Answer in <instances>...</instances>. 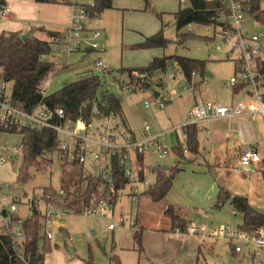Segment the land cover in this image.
I'll use <instances>...</instances> for the list:
<instances>
[{"label": "rangeland", "instance_id": "1", "mask_svg": "<svg viewBox=\"0 0 264 264\" xmlns=\"http://www.w3.org/2000/svg\"><path fill=\"white\" fill-rule=\"evenodd\" d=\"M92 1L84 0V3L90 4ZM81 2V0H77V3ZM117 2L123 4V8L119 9L113 5V10H104L105 12L103 11L104 13L102 12L99 17L86 22L88 29L98 27L101 30L103 38L100 43L104 53L100 55L98 52L87 50L92 41L89 34L84 33L82 37H87V40L82 46V51L87 54V57L83 58V53H71L51 56L47 58L48 60H44L52 62L62 70L51 74L42 84L41 90H44L47 95H51L58 91L63 84L74 82L80 75L97 76L101 81V90H106L120 99L121 113L123 110L127 123L134 131H137L138 128L137 132H142L144 123H148L152 127L153 135L160 134L156 132L165 133L171 127L179 128L177 136L172 133L171 136L165 137L166 141H163L164 145L169 150L174 149V152L168 154L163 160H157L152 155H147L144 159L153 168L158 166L170 168L180 163L183 172L181 171L173 182L171 192L174 202L166 198L163 202L152 203L148 195H145L148 187L140 195L139 202L133 205L124 196L128 191L127 185L121 190L122 194L115 204H111L114 205L111 214L109 211V215L105 217H84L80 215V212L69 213L56 223L58 225L53 223L51 227H48V230H51L53 234L52 240L46 238L40 220L39 235L43 237L41 241L44 242L47 239L45 242L46 248H48L45 252L44 264H82L87 260H92L95 264H111L110 259L114 256L119 259L121 264H240V258L231 254L230 247L223 240H202L199 236L190 237L188 233L179 234L175 230L170 231L171 224L163 215V209L169 203L180 207L184 214L186 213L187 228L206 226L211 231L219 230L227 225L241 227L243 222L242 214H233L229 203H225L220 208L214 207L215 203H212L213 198L210 192L215 182L207 168H198L196 164L190 163L188 160L191 158L190 155L182 158L176 153L177 138L181 146L185 144L182 138V125L178 126V124L189 119L188 112L191 110L192 104L210 101L217 98L216 96L225 103L227 99H230V93L221 87V83L227 81L234 73V67L230 61L216 51L217 45L220 44L217 38L219 28L214 22L213 25H192L190 32L187 27H184L178 33L171 15L178 11L179 6L187 7V0H117ZM139 2L141 6L143 4L142 8H137ZM260 8L264 9V0H261ZM158 22L164 26V37L170 43L163 49L133 48L142 43L144 37H150L160 29L159 24H156ZM4 23H0V29ZM62 23L65 24V21L63 20ZM155 25L157 31L154 32ZM4 27L6 28L0 31V35L8 34L9 30L13 28L9 25ZM30 27L23 28L22 31L29 30ZM182 34H191L196 38L191 40L179 37ZM163 56H178L205 61V74L197 75L194 78L191 76L192 83L190 85L174 62L168 61L167 69L164 72L157 71L151 75L153 86L141 93L124 92L120 81L128 80V71L145 69L154 57ZM97 59L104 61L105 65L111 69L110 75L104 76L89 68L91 61ZM206 74L211 75L212 78ZM202 81L204 83L199 90L194 88V84H200ZM202 91H205L204 95L201 94ZM10 93L11 85L8 94ZM157 93L162 96H170L172 102L165 110L152 109L151 111V109L145 108L144 103L154 100L156 98L154 95ZM88 105H91L92 109H83L82 111L90 110L93 113L97 109L95 104L87 103L84 107ZM86 114L88 112L84 113V115ZM120 119L118 115L110 116L107 132L116 136L123 134L126 137L127 130ZM91 123L94 126L92 129H97L95 126L101 127L104 124L94 118ZM158 127L159 131H157ZM140 134L135 138L138 141L142 140L139 137ZM203 139L200 134L198 140L201 145ZM3 140H5L6 146L12 147L19 145L21 137L19 135L0 136V144ZM175 155L179 161L172 162L176 159ZM52 160V165L46 172H36L30 169L29 174L32 178L26 184L17 181V174L22 166L21 156L17 157L14 162L7 161L0 164V182L2 184L0 186V207L8 209L10 203L14 202L17 204L18 214L25 219L31 214L29 207L32 203L42 213L46 202L56 205L58 199L65 198V193L60 189L59 182L60 162L54 156ZM110 160L109 158L107 163L108 172H111ZM104 161L103 157V161L96 165L87 162L83 165L85 173L89 171L100 176V169H103ZM125 165H128L127 161H125ZM144 173L148 174L147 171ZM217 182L219 186H222L221 180ZM224 184L226 187L231 186L232 189L240 191H246L252 185V183H248V180L242 178L238 171L226 176ZM60 191L64 194L61 195ZM44 196L45 198H43ZM175 198L181 203H175L177 201ZM181 198L186 199L182 200ZM120 216L123 218L131 216L130 223L125 220L124 225L117 227L113 232L109 231L110 223L117 222ZM138 228L143 229L140 245H137L133 235Z\"/></svg>", "mask_w": 264, "mask_h": 264}, {"label": "built area", "instance_id": "2", "mask_svg": "<svg viewBox=\"0 0 264 264\" xmlns=\"http://www.w3.org/2000/svg\"><path fill=\"white\" fill-rule=\"evenodd\" d=\"M50 1L52 4L61 5L64 8L66 29L52 39L49 52L41 56L42 60H48L47 58L51 56L71 53H83V58H86L87 54L82 51V46L87 40V37H82L84 33H88L92 41L87 50L98 53L104 51L100 43L101 30L98 27L88 29L86 25V22L99 17L101 14L96 11V0H93L90 4H85L84 0H81V3H77V0ZM220 2L223 9L215 19V23L219 28L217 37L220 42L216 47V51L221 53L234 67V73L225 86L230 89L233 96L242 93L247 99L234 101L227 106L214 101L195 103L189 111L190 122L200 124L211 120L232 119L247 114L252 120L260 118L264 123V24L251 15L248 0H220ZM9 19L10 15L7 9L5 7L0 9V23ZM191 29L192 25H188V32ZM89 68L92 71L102 73L104 76L112 73L111 69L101 59L92 60ZM156 72L131 71L127 81H120L122 87H124V92L141 93L150 88L153 86V80L150 77ZM191 76L194 78L196 74L193 73ZM10 85V82L0 79V126H3L4 129L13 127L17 133H20L22 129L37 132L52 130L56 135L58 149L65 153L66 161L70 164L83 166L90 162L96 165L102 162L104 157L105 161L102 163L104 170L100 169V176L107 184L112 183L111 172L107 170L109 158L111 159L125 152L128 165H125L124 176L127 179V184H129L130 181L136 180L137 176L145 169L137 160L134 164L129 163V153L141 158L152 155L157 160H163L169 154L168 149L160 142L163 134L148 136L143 140L136 141L130 136L125 137L120 136V134L116 136L111 132L108 133L107 123L109 117L98 109L93 113L90 110H84L80 117L72 121L65 118L64 112L58 108L52 111L47 106L36 105L30 110H25L13 105L11 93L8 94ZM40 93L43 97L47 96L44 90H41ZM160 93L155 95L156 98L153 102L146 101L144 103L145 108L164 110L172 102L170 96H162ZM88 104L92 103L88 102ZM83 109H92V107L88 105ZM86 112L88 114L84 115ZM92 118L104 124L101 127L95 126L97 129H92L94 127L91 123ZM186 126L188 124L182 126V128ZM177 129L179 128H173L171 131L175 132ZM149 130L150 126L144 124L143 134H149ZM1 131L0 136L13 135L5 130ZM181 148L183 153L188 152L186 144L182 145ZM19 156L23 157L22 137L18 146L8 147L5 140L2 141V144H0V164L7 161L14 162ZM261 163H263V159L258 146H249L239 156L241 169L255 167ZM0 186H2L1 182ZM149 186L150 182L148 180L143 182L145 190ZM60 192L61 195L64 194L62 191ZM121 194L120 191L117 194V199ZM141 194V189L135 186L129 189L124 196L128 202L136 205ZM111 204L108 200L102 199L95 205H85L82 207L80 215L84 217L108 216L109 211L111 214L114 209H112L114 205ZM3 210L6 214L5 217L2 215ZM42 214L43 233L48 240H51L52 231L48 230V227H51L57 219L67 213L54 204L46 202ZM24 220L18 215L16 203H10L8 209L0 207V221L10 235L13 251L23 264H28V260L24 255V248L31 242V238L24 231ZM124 223L125 219L120 216L117 222L110 223L108 230L113 232ZM176 233H188L190 237L199 236L202 240H223L230 247L231 254L240 258V264H264V226L244 229L227 225L219 230L211 231L206 226L200 228L186 227L184 232L176 230Z\"/></svg>", "mask_w": 264, "mask_h": 264}, {"label": "trees", "instance_id": "3", "mask_svg": "<svg viewBox=\"0 0 264 264\" xmlns=\"http://www.w3.org/2000/svg\"><path fill=\"white\" fill-rule=\"evenodd\" d=\"M36 3H51L50 0H34ZM112 0H96V11L102 13L111 8ZM188 6L180 8L172 16L176 31L188 25H212L218 13L223 9L220 0H187ZM251 15L264 24V10H261V0H248ZM5 7L4 0H0V9ZM161 20V16L159 15ZM36 33H35V31ZM57 36L44 28H32L27 32H14L0 36V79L10 82L11 98L13 105L25 110H30L36 105L49 107L52 111L61 109L65 118L75 121L81 116L84 105L88 102L96 105V108L107 117L121 116L120 99L106 90H101L102 85L95 75L83 74L77 77L74 82L63 84V86L51 95L43 97L41 86L46 79L59 67L49 61L41 59L42 55L49 52L50 42ZM179 36V35H178ZM179 37L195 39L191 34H182ZM203 39V38H202ZM170 41L164 37L163 27L155 35L148 37L136 48L151 49L165 48ZM173 61L178 70L184 75L188 82L191 81L193 73L205 74V61L188 59L178 56L155 58L148 67L141 70L153 73L164 72L167 69V62ZM185 144L190 153L197 151V129L195 126L185 128ZM0 130L13 135H20L23 143L22 166L17 174V181L26 184L32 176L29 170L46 172L52 165L53 156L60 162V189L65 193V198L58 199L57 206L62 211L79 213L83 206L96 204L106 199L112 204L117 200V194L124 189L127 179L124 176L126 156L125 152L111 158L112 183L107 184L102 176L87 171L82 165L70 164L66 161L65 153L58 149L56 135L52 130L40 132L30 129H22L17 133L16 129L9 127ZM1 131V132H2ZM178 156L185 158L180 142L176 149ZM53 155V156H52ZM137 161L142 164V158L137 156ZM182 171L180 163L173 167H155L154 180L145 192L152 203L165 201L168 192L172 189L176 176ZM140 182L145 178L144 172L139 175ZM45 198V196L43 197ZM95 203H92L94 202ZM229 203L233 211L242 214V225L244 229H254L264 226V214L251 208L245 198L230 197L221 189L218 192L215 208L222 207ZM30 216L24 220V231L31 238V242L24 248V255L28 264H44L46 255V240L41 241L40 220L43 214L33 205L30 206ZM163 215L170 224V231L184 232L188 222L184 218V212L180 207L166 204ZM142 228L134 232V240L137 245L141 242ZM46 241V242H45ZM45 243V244H44ZM140 248V247H139ZM111 264H121L114 256L110 259ZM0 264H23L12 248L11 238L4 225L0 226ZM82 264H95L92 260L83 261Z\"/></svg>", "mask_w": 264, "mask_h": 264}, {"label": "crops", "instance_id": "4", "mask_svg": "<svg viewBox=\"0 0 264 264\" xmlns=\"http://www.w3.org/2000/svg\"><path fill=\"white\" fill-rule=\"evenodd\" d=\"M4 2H5V8L9 12L10 19L7 21H3L5 23L3 26H1L0 31H3V29L6 28L4 26H8V25L13 26V28L11 30H9L8 33H14V32H21L22 33L23 32L22 29L27 28L29 26H31L29 28V30H25L24 32L30 31L32 28H44L45 30H47L49 32H54L58 35V34L63 33V31L66 29V22H65V24L62 23L63 20L64 21L66 20V15L64 12V8L61 7V5H56V4H52V3H36L34 0H4ZM154 3H155V1H154ZM113 5L117 6L119 9L123 8V6H124L123 4L118 3L117 0H112L111 1V8L106 9V11L113 10ZM155 5L157 6L156 3H155ZM142 7H143V4L141 6V4L139 2L137 8H142ZM180 8H182V7L179 6L178 10ZM262 10H264V9H262ZM156 24H159L160 29L157 31V26L155 25L153 28L154 29L153 31L154 32L157 31L156 33H158L162 29V27H164V26L159 22ZM155 34H153V35H155ZM1 35H3V34H1ZM102 38H103V36H101L100 41ZM146 38H148V37L143 38L142 43L145 41ZM142 43H140L139 45H141ZM133 48L139 49V48H136V46H134ZM140 49H143V48H140ZM151 49H160V48H151ZM144 50H149V49H144ZM103 53H104V51L102 53H99V54L101 55ZM163 57H166V56H163ZM155 58H157V57H154L153 59H155ZM158 58H162V57H158ZM81 60H82V62H84L82 57H81ZM59 70L61 71L62 69L59 68L58 72H59ZM197 75L198 74H196V76ZM206 76H208L209 78H212V76L209 74H206ZM231 76L228 78L227 81H224L221 83V87L226 89L230 93V99H227L226 103H225V102H222L218 98V96H216L217 98L212 99L210 101H214V102H217V103H220L222 105L227 106V105H230L234 101L247 99V97L245 95H243L242 93H238L236 96H233L230 89H228V87L225 86V84L228 83ZM188 83L191 85L192 79ZM203 83L204 82L202 81L200 84H194L193 86H194V88L199 90V88L201 87V85H203ZM204 93H205V91L201 92L202 95H204ZM153 101L154 100H150V102H153ZM194 104H192L191 108L194 106ZM149 109H151V111H152V109L159 111V110L154 109V108H149ZM188 115H189V112H188ZM168 116H169V113H168ZM120 118H121L120 120H122V122L124 124L125 129L127 130V136L128 137L130 136V138L135 139L139 133H141L139 135V137L142 140L148 136H156V135H153L152 127L148 123H144V124H147L150 126L149 134H143V127H142V132H140V131L137 132L138 128H137V131H134L129 126V124L127 123V119H126V116H125L123 110H122ZM187 124H188V126H190V125L195 126L197 129L196 138H197L198 147H197V151L195 154L190 153L188 151L186 154L184 153V155H185V157L187 155H190L191 158L188 159L189 162L190 163L192 162L193 165L196 164L198 168L206 167L209 174L212 175V177L214 178L215 183H214V186H212V189L210 192V195L213 198L212 203L213 202L216 203L218 192L221 189L223 192L227 193L231 198L232 197L245 198L247 201V204L251 208H253L254 210H256L260 213H264V210H263L264 209V123L262 122V120L260 118H255L252 120L251 117L246 114V115L236 117V118H232V119L216 120V121L211 120V121H207V122L200 123V124H193L190 122V119H188L187 121H183L181 124H178V126L179 125L184 126ZM175 128H177V127H175ZM185 128L181 129L183 132L182 138L184 140V143H185V130H186ZM153 129H154V127H153ZM171 129H173V127L169 128L167 131H165V133L156 132V133L163 134V136L160 138V142L163 145H164L163 141H166L165 137L167 135L171 136V134L174 133L177 136V134H178L177 130L178 129L175 132L171 131ZM157 131H159V127H158ZM200 134H202V137L204 138L202 145H201V142L198 140V137ZM136 141H138V140H136ZM177 142H179L178 138H177ZM170 146H172V145H170ZM249 146H256V147L258 146L261 157L263 159V163L258 164L255 167H251V168H247V169H241V167L239 165V156H240L241 152L246 150ZM168 151L170 154L171 152H174V149H172V150L168 149ZM129 154H130L129 155V163L134 164L138 157H136L133 153H129ZM170 161H172V160H170ZM176 161H179V158L177 156H176V159L172 162H176ZM142 165L145 167L144 171H147V169H149L148 170L149 172L147 171L148 174L144 173L145 178L141 182L139 180V176H137L136 180L130 181L129 184H127L128 190L130 188L136 186L137 188L141 189V193H144L147 189L145 190L143 188V182L148 180L150 182V185L153 183V180H154L153 169L154 168L152 166H150L148 164L147 160H145L144 158L142 159ZM235 171H238L242 178H245L246 180H248V183H252V185H250L249 189H246V191L234 190V189H232L231 186H228V187L225 186L224 178L226 176H228L229 174L235 172ZM182 172H183V170H182ZM220 180H221L222 186H219L218 182L216 183V181H220ZM260 187H261V189H260ZM171 191L172 190H170L168 192L166 198H169L172 200V202H174V200L172 199V192ZM181 199L185 200L186 198H181ZM176 202L181 203L179 200L175 201V203ZM191 204L196 205L194 203H191ZM214 207H215V204H214ZM29 211H30V207H29ZM233 214H236V212L233 211ZM66 215L67 214H65L61 218L57 219V221L54 222V225H58L56 223L61 221V219L64 218ZM21 218L24 219V217H21ZM184 218L188 222L186 213L184 214ZM124 219L126 220V222L128 221L130 223L131 216L130 217H128V216L124 217ZM135 223H136V221H135ZM1 225H2V223L0 221V226ZM142 228L145 229L143 226H142ZM59 229H62V228H59ZM52 237H53V234H52Z\"/></svg>", "mask_w": 264, "mask_h": 264}, {"label": "water", "instance_id": "5", "mask_svg": "<svg viewBox=\"0 0 264 264\" xmlns=\"http://www.w3.org/2000/svg\"><path fill=\"white\" fill-rule=\"evenodd\" d=\"M2 215H3V217H5V216H6V214H5V211H4V210L2 211Z\"/></svg>", "mask_w": 264, "mask_h": 264}]
</instances>
